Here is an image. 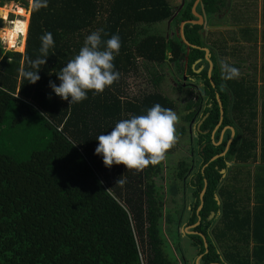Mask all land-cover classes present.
<instances>
[{"label":"trees","instance_id":"trees-1","mask_svg":"<svg viewBox=\"0 0 264 264\" xmlns=\"http://www.w3.org/2000/svg\"><path fill=\"white\" fill-rule=\"evenodd\" d=\"M220 1L200 0L196 10L208 19ZM11 2L28 8L26 0H0V7ZM36 2L31 0L23 53L4 50L0 44V132L17 130L31 146L24 159L0 153V264H179L168 257L161 237L162 224L173 221L164 215L163 199L177 190L176 180L158 185L164 162L139 172L122 164L107 168L95 148L97 136L110 132L121 119L146 114L156 103L177 110L176 103L158 91L165 81L163 67L178 74L187 57L191 73L190 65L202 59L206 77L204 51L191 48L187 54L177 33L157 29L172 18L171 30L179 31L182 21L195 19V0H185L179 11L169 0H46L47 6L39 8ZM203 28L187 24L185 37L191 45L215 51L222 75L216 70L212 76L215 87L205 81L210 101L199 117L200 122L206 116L200 127L204 134L191 136L196 146L189 145V157L178 161L173 178L185 183L191 174L189 195L183 198L186 226L199 217L191 231L202 234L207 247L199 235L184 236L192 241L195 257L201 256L200 264H264V93L258 101L253 80L228 74L245 61L256 66L258 35L251 26L240 27L238 35ZM97 29L108 34L102 33V40L113 34L121 38L114 60L120 78L102 94L89 91L86 100L69 106L52 92L49 82L60 84L57 73ZM47 32L53 35L54 47L46 64L39 66L40 80L32 84L22 73L35 71L32 62L44 58L40 37ZM262 41L264 52V35ZM141 73L156 90L126 93L125 80ZM216 94L223 117L211 140L219 122ZM194 105L198 102L190 100L184 112ZM192 120L191 114L182 118L188 124ZM226 127L233 128V141L225 156L210 162L230 138L226 131L214 145ZM177 132L185 135L186 128ZM257 162L254 169L249 166ZM119 178L125 183L116 184ZM211 211L215 215L207 220ZM184 212L175 224L178 236Z\"/></svg>","mask_w":264,"mask_h":264},{"label":"clouds","instance_id":"clouds-1","mask_svg":"<svg viewBox=\"0 0 264 264\" xmlns=\"http://www.w3.org/2000/svg\"><path fill=\"white\" fill-rule=\"evenodd\" d=\"M46 6V0H37L35 4L37 8ZM102 33L108 35L103 29H97L85 38L78 54L57 73L60 81L58 86L49 82L53 92L69 101V106L86 100L89 91L102 94L120 78V73L115 70L114 60L120 52L121 38L118 34H113L107 40H102ZM40 39V53L44 58L32 62L35 71L22 73L32 84L40 80L39 66L46 64L48 51L54 47L52 33L47 32ZM179 122L180 117L175 111L156 103L146 114L121 119L110 132L97 136L95 154L103 157V164L107 168L122 164L127 170L143 171L166 159L168 151L179 140L176 127ZM123 183L125 181L120 178L116 182L121 185Z\"/></svg>","mask_w":264,"mask_h":264},{"label":"rangeland","instance_id":"rangeland-1","mask_svg":"<svg viewBox=\"0 0 264 264\" xmlns=\"http://www.w3.org/2000/svg\"><path fill=\"white\" fill-rule=\"evenodd\" d=\"M28 1V8H23L21 7L22 5L20 3H8L0 7V11L3 13V16L0 15V18L2 20V27L0 28V34L4 33V30L9 29L11 27V22L15 21L16 19H23V17L16 15L13 11H15V7L19 6L23 8L25 11H28L29 14V9L31 6V0H26ZM170 3L174 6L177 7L179 4L181 5L183 0H169ZM7 7H11V11L8 13L6 11ZM226 24L225 20H221L219 22V25L224 26ZM263 24H264V17H263ZM157 29H159L162 33H167L168 31L171 34H174V30H169L168 27V20H165L161 22L157 26ZM20 37H18V43H20ZM0 44L4 50L7 51H17V49H10L6 44L3 39H0ZM25 45V43H24ZM262 49V46H261ZM263 51V49H262ZM252 52V51H250ZM258 53V49L256 51ZM258 56V55H257ZM254 60V56H253ZM258 63L256 59V64ZM142 72L146 75V72L141 69ZM163 72H165V81L161 83V85L158 88V91H161L163 94L168 96L170 99H172L176 105H177V110L175 111L179 117H180V122L176 126L177 130L181 127L184 126L186 128V134L185 135H179V140L178 142L168 151V154L166 156V159L163 160V173L158 178L157 182L158 185H164L165 183H168V186L173 180H176V194H165V197L163 199V212L164 215L168 214L169 215V220L171 221V224L163 223L161 229V237L163 239L164 243V250L167 253L168 257L176 263L179 264H196L197 258L195 257V249L194 246L192 245V241L184 236L185 232L184 231H189L190 228L184 227V224L180 228V236L176 234V222L178 221V217H180L181 213H183V218L182 220L186 219V210H183L184 203H183V196L189 195V190H188V185H189V178L188 175L189 173L185 176V183H183L182 180H177L173 178V175L175 174V171L177 170V164L178 161L181 159L185 158L187 159L190 154V146L188 144H192L193 147L196 146V142L194 139L192 140V143H190V135H189V126L188 123H184L182 121V118L185 117L186 112H184L183 109H185V104H187L190 100L188 99L189 93L182 94L177 91L175 88L176 82L175 79H172L173 74L169 73L172 72L170 68L163 67L161 69ZM144 74L141 73V77L139 76H131L128 79L125 80L126 83V93L129 94H135L138 90L140 91H149L152 92L156 89H154V85L150 84L146 80V76L144 77ZM174 77V76H173ZM183 80V78H182ZM187 96V97H186ZM201 115V114H200ZM197 114V116L194 118L192 123L190 122V126L192 129V132L194 133L195 127L197 125V120L200 116ZM188 133V135H187ZM192 133V135H193ZM202 134H204L202 132ZM22 134L19 133V131L14 130V132H7V131H1L0 132V153H5V154H10L14 155L19 159H24L26 156H28V151L31 149V146H27V144L23 143L22 139ZM211 138V137H210ZM212 140V139H211ZM42 145V142H40ZM40 145V146H41ZM230 165V163H228ZM167 186V187H168ZM166 187V188H167ZM169 189V187L167 188ZM164 192V190H163ZM168 192V191H167ZM176 207V208H175ZM179 211V212H177ZM182 211V212H181ZM168 220V222H169ZM195 258V259H194ZM192 259L193 262H192ZM201 259V258H200ZM200 259L197 260V263L200 264Z\"/></svg>","mask_w":264,"mask_h":264},{"label":"flooded vegetation","instance_id":"flooded-vegetation-1","mask_svg":"<svg viewBox=\"0 0 264 264\" xmlns=\"http://www.w3.org/2000/svg\"><path fill=\"white\" fill-rule=\"evenodd\" d=\"M240 3L241 2H238L237 0H222V1H220L218 10L212 14L213 16L208 18V19L204 18L203 24L199 25V26H203L204 27L203 29L205 32L208 30H211V29H213V30H222V29L228 30V29H230L233 11L235 9H238V10H236L237 12L243 11V13H245L244 10L242 9ZM178 7H179V9H181L180 4ZM255 16L257 18H259L258 14H255ZM221 20H225L226 24L224 26L219 25V22ZM168 27L170 30L169 24H168ZM204 31L201 32V34L203 33L202 36H204V33H205ZM176 32H177V30H175L174 34H176ZM168 33H169V31H168ZM170 35H173V34L170 33ZM201 48H203V47H201ZM258 48H259V39H258ZM209 53H210L209 59L211 61V57H213L215 55V51L210 52V50H209ZM257 55H258V53H257ZM215 58L217 60V61L215 60L217 62V64L213 65V62L211 61L212 62V69H211V72L209 73V64L206 61L205 53H204L203 59L208 64V68L206 70V77L202 76V72L204 71V68H205V65L201 64L202 59H196L190 65L189 68L192 71L191 73H188L187 60L185 62V68L182 72L180 71V73H178V74H176L175 72H169V73H172L174 76V77L172 76V79H175V82H176L175 88L177 89L179 94L180 93H182V94L189 93L190 98H188V99H192L193 104L194 103L197 104V102H198V106L194 105L190 110H186V114L193 115V120L197 116V114H199V115L201 114L202 109L205 108L207 106L208 101H210L209 98L207 97V95L205 94V91H206L205 90V88H206L205 81L208 80L210 82L211 86L215 87L213 81L211 80L212 76L214 75L216 70H217V73H219V75L220 74L222 75V70H220L221 67H219V64H218L219 60L217 57H215ZM182 78H183V80H182ZM216 95H215V97H216ZM183 110L185 111V109H183ZM201 115L199 117H201ZM192 121H190V122L192 123ZM199 123L200 122H199V118H198L194 133L192 132L190 123L188 124L190 136H193L194 138H198L199 133H202V132H200L201 126L199 127V130H198ZM192 133H193V135H192ZM191 139L192 138L190 137V141H189L190 143H192ZM188 145H190V144H188ZM228 163H230V162H228ZM228 163H227V166H228ZM222 175H224V173ZM188 177H191L190 173H189ZM186 197H185V195L183 196V198H186ZM187 208H189V206H187ZM183 210H185V209L183 208ZM196 212L198 213L199 211H197V209H196ZM183 223H184V227H188V226H186V219H185V222H183Z\"/></svg>","mask_w":264,"mask_h":264},{"label":"crops","instance_id":"crops-1","mask_svg":"<svg viewBox=\"0 0 264 264\" xmlns=\"http://www.w3.org/2000/svg\"><path fill=\"white\" fill-rule=\"evenodd\" d=\"M240 4L245 13H243V11L237 12L236 10L238 9H235L233 11L231 26L230 29H228V31L229 32L235 31L238 35L239 28L244 26H251L256 30L255 32L256 34H258V39H259V48H258V56H257L258 63L256 64V66H251L250 63L246 64L245 61L244 64L242 63V65L235 67L236 68L235 70H238L237 72H234L233 71L234 68H232L228 74H230L232 78H236L238 80L240 79L245 81L246 80L250 81V79L253 80V83L256 86V93L259 101V98L264 93V52L261 49V46L263 45L262 39L264 35V24H263L264 0H255L254 4H252V2L251 3L241 2ZM255 14H258L259 18H257ZM239 25L241 26L239 27ZM20 53H23V51ZM258 163L259 162L252 163L251 165L249 164V166L252 167V169H254ZM230 164H232V162H230ZM251 192L253 193V189L251 190ZM253 201L254 199L252 197L251 205L253 204Z\"/></svg>","mask_w":264,"mask_h":264},{"label":"water","instance_id":"water-1","mask_svg":"<svg viewBox=\"0 0 264 264\" xmlns=\"http://www.w3.org/2000/svg\"><path fill=\"white\" fill-rule=\"evenodd\" d=\"M199 1H200V0H195V2H194V4H193V7H192V9H193V14H194V16H195L196 18H195V19H189V20H184V21H182V22H181V25H180V28H179V31H177L176 33H177V35H179V36L181 37L182 41H183L184 44L187 46V54L189 53V50H190L191 48H198V49L204 51L206 61H207L208 64H209V73H210V72H211V69H212V62H211L210 59H209V56H210L209 49L206 48V47L201 48V47H196L195 45H191V44L189 43V41H187V39H186V37H185V34H184V28H185V26H186L187 24H191V25H202V24H203V21H204V17H203V15H202L201 13H199V12L196 11V5L198 4ZM184 3H185V1L183 0L182 3H181V5H180V8H182V6L184 5ZM179 10H180V9H178V11H179ZM178 11H176V13H177ZM171 20H172V18H170V19L168 20V24H169V25H170ZM202 34H203V33H202ZM0 39H1V37H0ZM186 60H187V57H186ZM216 99H217L218 106H219V122H218V125L215 127V129H214V130L212 131V133H211V139H213V136L215 135L216 131H217V130L219 129V127L221 126V123H222V117H223L222 104H221V102H220V100H219V98H218L217 95H216ZM205 117H206V116H204V117L202 118V121L199 123V125H198V130H199V127L202 125L201 123L205 120ZM225 131H229V132H230V139H229L228 142L226 143L224 150H223L221 153H219L218 155L213 156V157L210 159V162H212L213 160H215V159H217V158H219V157H223V156H225L226 152L228 151V149H229V147H230V144L232 143V140H233V138H234L235 132H234L233 128H231V127H226V128H224V129L221 131V133H220V138H219L218 142L214 143V145H219V144L221 143V141H222V137H223V134H224ZM227 163H228V162H227ZM220 172L223 174V173L225 172V169L222 168V169L220 170ZM206 184H207V182H206V180H204V185H203V187H202V189H201V191H200V193H199L200 203H199V205H198V207H197V211H199V209L202 207V204H203V195H204V192H205V190H206ZM215 199H216L217 202L219 203L218 196H215ZM214 215H215V212H214V211H211L210 214L208 215V219H207V220H211V219L214 217ZM199 223H200V218L198 217V220H197L196 223H194L193 225L188 226V228H190L189 231H185V229H184V231L181 230V232H185L184 234H187V235H191V234L199 235V236L202 238L203 242H204V246L207 247V243H206L205 238L203 237V235L200 234V233H198V232L191 231V229H193V228H195L196 226H198ZM200 258H201V256H198V257H197V260L200 259ZM197 260H196V264H198V263H197ZM214 264H216V263H214Z\"/></svg>","mask_w":264,"mask_h":264},{"label":"bare ground","instance_id":"bare-ground-1","mask_svg":"<svg viewBox=\"0 0 264 264\" xmlns=\"http://www.w3.org/2000/svg\"><path fill=\"white\" fill-rule=\"evenodd\" d=\"M10 9L11 7H7L6 11L9 13L11 11ZM14 10L15 11L13 12L16 15L23 17V19H16L11 22V27L4 30V33H1L0 37L10 49H17V51L22 52L24 50L25 37L27 38L26 32L30 14L19 6H16ZM18 37H20V43L17 42Z\"/></svg>","mask_w":264,"mask_h":264},{"label":"built area","instance_id":"built-area-1","mask_svg":"<svg viewBox=\"0 0 264 264\" xmlns=\"http://www.w3.org/2000/svg\"><path fill=\"white\" fill-rule=\"evenodd\" d=\"M58 86V85H57ZM52 92H53V90H52ZM54 93V92H53Z\"/></svg>","mask_w":264,"mask_h":264}]
</instances>
